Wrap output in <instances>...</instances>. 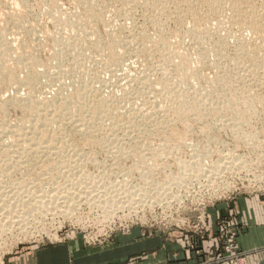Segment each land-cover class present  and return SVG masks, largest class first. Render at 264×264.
I'll return each mask as SVG.
<instances>
[{"label": "rangeland", "instance_id": "1", "mask_svg": "<svg viewBox=\"0 0 264 264\" xmlns=\"http://www.w3.org/2000/svg\"><path fill=\"white\" fill-rule=\"evenodd\" d=\"M87 1H89V0H87ZM87 1L84 0L85 3L83 4V0H79V1L78 0H17V1L16 0H0V27H3V26L6 27V25H7L9 31L7 29L4 32L7 35L11 34L10 36H15V37H13L16 39V42H17V43L15 42V45L17 44L18 46H20V43L21 44H23L25 42L27 43V44L25 43L26 46L22 45L23 53H25L27 51L26 53L28 54V51H29V53L31 55H34V57L38 58V60L39 59L41 61L43 60V62H42L43 64L45 62L51 63V60L53 62L54 57L55 58L57 57L56 53L58 51V46H56V38L62 37V39H64V37L62 35L63 32H65V30H67V32H68L69 30H71L72 28L75 27V25H72L69 22H68V25H64L68 21L69 17L72 16L71 19L73 21L75 20L74 23L77 22L78 24H76V25L79 26V27L78 26L75 27L74 29L77 31L79 29L80 33L78 35H82V36H77L78 38L80 37L78 39L79 40L78 46L80 48H82V46H85V44H86V47H87V48L86 47L84 48V54H85L84 61H85L86 65L83 69L79 68L77 72H78L79 76L80 75L83 76V74H84L83 78H85V76H86V78L84 79L86 81V83L90 82L89 84L90 85L92 84L91 86L88 84L89 87H91L90 88L91 90H89L90 92L87 94V98L90 100L89 103L91 104L93 101L95 102L97 100L101 104V102L105 101V99L108 98L109 95L111 96V94H113V93L115 95L119 96L122 94L121 93L122 91H120V88L118 87L120 84H125V83L130 81L129 82L130 86L132 85L133 88H135L138 86L137 85L138 84V82H137L138 78L140 79V77H142V79H143L147 75V77L144 79H147V81H148L147 83H149L150 85L145 83V90L147 92H150V94L152 93L151 96L148 93L151 100L150 99H149L150 101L148 100L149 102L147 103L148 104L147 106H148V108H155V111H152L151 114H150V112L148 113V115L150 114L152 119L149 116V118H147V120L142 122V123L134 120L133 115H131L132 116L131 119H133V121L124 116L125 118H124V120H122V123H121V121H119V123L121 124V125L120 124L119 125L122 127V124H123L124 127H122V128L121 127L120 128L115 127L117 129L116 131H115L114 126L113 127L110 126L111 124L108 125L110 120H111L109 117H105L104 120L102 121L103 123H101L102 124L101 125L100 120H98V122H97V120L95 121V119H96L95 114L93 115V114L87 113V111H85V114L86 115L88 114L90 116V118H89V116L88 117L86 116L87 117L86 119L88 120V121L86 120V123L88 122L87 125L83 124V126H81V127H75L73 129L71 127H68L67 129H65V131H64L65 134L69 135V136L68 135L66 136V139L70 144H72V146L70 147L71 149H70L68 154L72 153L75 150L79 153L78 156L81 157L82 154H83L82 156L85 155L84 156L85 158L83 157L84 162L82 161L84 163V164L82 163L83 164L82 168H84V171L87 170L86 173L89 171L88 173L94 177L95 181L97 180V182H99V183H97L98 186H96V188L99 189V187L102 186L103 189H101L102 188L101 187L99 189L100 191L101 190L112 191V193L110 191L109 192L105 191V194L102 195L103 197L102 196L100 198L96 197L95 199H98L99 201L104 200L105 202H107V198H109L111 196L110 197L111 199L109 198V200H111V203L107 202L104 206L103 203H100L96 200V202L99 204V206H98L96 204V202L93 201L94 199H91V195L89 194L88 198L92 202H95L94 205H92L90 200L82 199L78 205L79 207L77 205H74L72 207V210H70V214H68L66 216L56 215L57 217L54 216L55 219H49V220L45 219L44 220V216L41 217V215H39L36 218V220L32 221L33 223L31 222V223H27L24 225L23 224L19 225L18 222L17 223L15 222L13 224H12V222L7 224L8 221H7V223L4 222V224L2 222H0V226L2 224L5 225V226L2 225L0 227V264L4 263L6 256L14 253L20 247L44 246V245H53V244H58V243H67V244H72L78 251H81V250L85 251L86 249L95 250V248H96V250H99L98 254H103V253H107L108 250H110V249H115V248L118 249V248H121L125 245L128 248H132V247L138 248L140 245L142 246L143 241L149 240L150 242L151 241L156 242L157 238H160V237L167 239L169 242L171 240H174L178 244L180 242L179 245L183 248L184 254L187 258V255L190 257V255H189L190 251H194L197 249V241H194L193 238H196L199 242L204 243L208 240L211 241L215 237L216 241L213 240L214 243L211 246V247H215V250L212 253V258H208L204 261V264H213L217 261L216 256L220 250H223V244L225 242V239L223 237V231H222V223H223V221H225V219H224V217L223 218L220 217L221 205L225 206L227 204V202L234 200L237 196H257V195L264 196V103H263L264 102V81H263L264 80V78H263L264 70H262V68H260V66L262 67L261 64L263 63L262 62L263 61V54L258 53V50L260 52V49H261V51L262 50L264 51V41H263L264 40V31H263V34L260 33L259 35H257L253 31H251L250 29L248 30L246 28L247 30L244 29L243 35L240 36L239 34L242 33V30H239L241 28H240V26H238V23L236 21V19H237L236 13L234 12L235 13L234 14L232 12V10L229 8L230 4L227 2L228 0L226 2H224V4H223V11L220 13L221 16L220 15H210L209 13H208L209 15H207V13H204V11H203V9H201V7H195L194 10L193 9H187L186 7H184V5H182L183 0H179V1L176 0V2L175 1L169 2L168 4L166 3L165 4V6L167 5L166 7L161 5V4H158L160 6L156 5V8H157L156 10L154 9L155 6L151 7V8L150 7L147 8V7H144L145 6L144 4H141L138 7H136L137 12H135L136 14L134 16V18L136 19V20H134L135 22L132 21L134 19L133 17L131 18V20L124 17V16H127L125 12L129 9L127 7L131 6V3H130V5L127 6L126 3L124 4V1L122 4V0H97L98 1V9L96 10V12H97V14H99L101 12L100 13L101 15L100 16L98 15V18L94 19L95 16L92 18H88L86 16L88 13V10H90V9L87 10V8H90V7H88V6L85 7V4ZM25 4H26V6H25ZM125 6H126V8H125ZM123 7L125 8V10ZM121 9L124 10L125 15L120 14ZM159 9H161V11ZM200 9L202 10V12L200 11ZM59 10H61V11H59ZM76 12H77V14H76ZM79 12H80V14H79ZM20 15H21L20 19L25 22V23L24 22H21V23H23L25 26H27L26 28L33 34H31L30 32H28V34H27L26 33L27 31L25 30L24 25L21 26V23H20L21 20L18 19ZM59 15H61V17ZM121 15H123V16H121ZM203 15L204 16L206 15L207 18L204 17ZM14 16L16 17V20H18L17 23L19 22L20 25H19V23L18 24L16 23L15 19H12V18H15ZM52 16H54V17H52ZM56 17H59L60 19L56 18ZM153 17H156V18H153ZM64 18H65V21H64ZM53 19H54V21H53ZM116 19H118V20H116ZM152 19L153 20L158 19V20L154 23V21ZM78 20H79V22H78ZM126 20L129 24V26L126 27V30L119 28L120 24L124 23ZM61 21L64 22V24ZM203 21H205V22H203ZM107 22H108V24H107ZM221 22L225 23V25H223V27H221V25H220ZM59 23L62 25H60ZM79 23L85 24V25H83L84 27H82ZM144 23H146V24H144ZM223 23H221V24H223ZM263 23H264V21H263ZM207 24H208V26H210L209 27L210 30H208V32L205 29ZM115 25H117V26H115ZM200 25H202V26L200 27ZM17 26H21L22 28L17 27ZM56 26H58V27H56ZM80 26H81V29H83L82 31L80 30ZM203 26H205L204 30H203L204 33L199 32L200 34H202L200 36H202V38L204 39L206 37V35L208 34L207 35L208 36L207 41L209 43L206 42V38H205L204 42L208 45L210 44L209 45L210 47L214 46L215 48L214 47L210 48L208 45L205 48V46H206L205 43L203 46H200L197 39L195 42L194 38H196V36L193 35L192 33H190V30H192V28L194 29V27H195V29H196V27L197 28L200 27L198 29L202 30ZM23 27H24V29H23ZM224 27H225V29H224ZM227 27H229V28L226 29ZM230 27L232 28V33L234 31L233 34L231 33ZM127 28L129 30L130 29H136V30H138V32L140 31L139 34L141 33V35L145 34V33L149 37L152 35L150 37L151 43L148 42L146 44L147 46L145 45L146 46L145 48L148 47L151 50L149 51L148 48L144 49V50H147L148 53H146L142 49L136 50L138 47V43H137L138 40L136 38H131V37L128 38L129 32H128ZM217 28H218V30H217ZM58 29H60V30H58ZM24 30H25V32H23ZM33 30H34V32H32ZM227 30H229L230 32ZM111 31H113L112 33H114V35L113 34L110 35ZM17 32H18V34H17ZM237 32L238 33L240 32V33L238 34ZM29 33H30V35H29ZM223 34H224V36H223ZM31 35L33 37H31ZM156 35H159V36H156ZM229 35L231 36V38ZM238 35L240 36V39H239ZM57 36H59V37H57ZM113 36H115V38L119 37L117 40L118 41L120 40L121 42H119V46H118V52L119 53L118 54H120V52H121L124 56L123 57L121 54V56H122L121 61L119 62L118 65L117 64L112 65L113 63H116V62H113L114 57L116 55L110 53L111 51L108 50L109 49V47H107L108 45H106L104 43L105 46H103L104 45L103 42L107 43L111 39V37H113ZM210 36L213 38V40H212V38L211 39L209 38ZM19 37L20 38L22 37V38L20 39ZM242 37H244V38H242ZM10 38H12V37H10ZM18 38H19V40L17 41ZM107 38H110V39L107 40ZM162 39H164V40L167 39L168 42L165 40L167 43H169V45L166 44L167 47L166 46L163 47V45L160 43V42H162ZM84 40H85V42H84ZM99 41L102 42L101 43L102 45L100 44ZM125 41H127V42H125ZM242 41L244 42V44L247 47L245 45H243ZM246 41H248V42H246ZM83 43H85V44L83 45ZM196 43H197V45H196ZM98 44H100V46ZM158 44H159V46H158ZM36 45H38V46H36ZM132 45H134V46H132ZM220 45H221V48H220ZM222 46H224V48ZM225 46H227V47H225ZM79 47H78V49H79ZM152 47H154V48L152 49ZM242 47L246 52H244ZM250 47H251V50L254 54L251 52ZM120 48H122V49H120ZM219 48H220V50L223 49L224 52L218 50ZM246 48H248V49H246ZM24 49H25V51H24ZM133 50H135V53ZM153 50L155 53L152 52ZM253 50H256V51H253ZM136 51H140V52H136ZM240 51H243L242 55H240L241 54ZM151 52L154 53V55ZM221 52H223L224 57H223V59L220 58V62H222V63H219L218 57H219V54ZM255 52H256V54H255ZM26 53L24 55L26 57H28L30 54L27 55ZM250 53H252V54H250ZM118 54H117V56H118ZM148 54H150L151 57L148 56ZM53 55H54V57H53ZM110 55H111V57H110ZM179 55H182V56H179ZM206 55H208V58ZM252 55H254V59L258 62V64H257V62L255 61L256 62L254 64L255 71L253 73H255V72L260 73V75L257 74L258 76L256 77V79L259 76H262V78L261 77L258 78L259 80L258 79L256 80L255 78H254L255 79L254 80L252 77L247 76L249 74H247L246 70L243 69L246 66L244 64H250L252 62V61H250L253 58ZM259 55H261V56H259ZM185 56H187V58L188 57L190 58V60L188 58V61H190L192 64L191 65V71L195 72L197 70L196 71L198 73L197 76H199V75L202 76V74H204L205 76L207 75L206 76L207 79L203 78L201 81L194 79L193 80L194 82L192 81V79L191 80L189 79L190 81H188V85H186V82H184V79H182L183 76H181L179 73H176V71L178 72V69L176 70V67L173 66V64L178 63V61L183 59L182 57H185ZM240 56H241V58H239ZM107 58H109V60ZM111 58H113V59H111ZM159 59H161V60H159ZM165 59H169L170 61L175 60L174 61L175 63H172L173 61L171 62L172 65L169 67L168 70H166V68H165L166 67L165 63H164V62H166ZM8 60H9V58L6 59V63L8 62ZM10 60H12V59H10ZM40 60H39V62H37L38 65L35 66V67H37V71H40V69H45L46 63L44 65L40 64L41 63ZM93 60H95V61H93ZM210 60H212V61H210ZM248 61H249V63H248ZM210 62H211V64H210ZM8 63L9 64L13 63V61H10ZM217 63H219L221 67H223L225 64V66L223 67L224 70H230L234 66L235 67L240 66V67H242L241 71L244 70L243 71V77L240 78V81L235 82V84L238 83L239 86H237V88L239 90L242 87L241 88L242 90H240V92L242 91V93H239V95H236V98H234L235 97L234 96L233 98L235 100H233V98L231 99L232 101H234L233 104L231 101L232 106L229 105V107H227V109L224 106L225 107L224 110H223V107L221 109V105H220V100L222 98L221 94L227 93L229 90L227 88L225 89V91L222 90L220 93L221 96H219L218 94H217V96H215V94H212L211 95L212 97H211L208 95L209 93H207L210 91L209 89H210V86L212 85V81L215 82V80L217 79V74H219V73L222 74L223 73L222 71H224L221 67H219L220 69L219 68L217 69V66H215V65H217ZM51 64H50V66H51ZM162 64H164V65H162ZM78 65L79 64H77L76 67H79ZM46 66H47V69L50 68V67L48 68V66H49L48 64ZM69 67L71 68V66H69ZM69 67L68 66L66 67V69H68V72L70 69ZM225 67H226V69H225ZM19 68L17 67L16 71H14V72L17 74H21L22 69H19ZM163 68H164V70H163ZM171 68H173L174 70ZM50 70L51 71H54V70L58 71L61 69H59V67H57V66L56 67L53 66L50 68ZM165 71H166V73H165ZM239 71H240V69H239ZM79 72H80V74H79ZM143 72H145V73H143ZM148 72H150V74H148ZM244 73H246V74H244ZM69 74H70V72L67 74H64V75H67L66 79L64 76V81H66L68 83L67 85H66V83L61 84V83L57 82V83H53V84H55L53 86L52 84L47 85L46 82H43L47 86L46 87L44 84H42V81H41V85H39V83L35 84V89H36L35 91L37 92V94L39 93L41 96L39 94H38V96H40L43 99L44 98L45 99H48V98L52 99L53 97L57 96L58 95L57 93H59L65 87H69V88H71V90H74L75 89L74 87H80L81 82L79 80H78L79 82L75 81V84L69 86V83L71 81L70 78H72L71 75H69ZM95 74H96V76H95ZM68 75L70 76V78ZM78 75H76V76H78ZM239 75H240V73H239ZM93 76H94V78H93ZM148 76H149V78L151 77V79H148ZM179 76H180V79L178 78ZM90 77L92 78V81L90 80L91 79ZM88 78H90L89 81H88ZM260 78L263 80H261ZM162 79H163V81L165 79L166 80L168 79L169 82H172L171 85L172 84L173 85L169 86L171 89V90L169 89V91H171L170 94H169V91L168 92L165 91L166 89L162 90L161 86L163 85V83H162V85H160V80L162 81ZM175 79L176 80L178 79V80L176 81ZM209 80H212V81H210L211 85L209 84ZM131 81H132V83H131ZM182 82H183V84H182ZM191 82H193V83H191ZM228 82L226 81V83H228ZM78 83H79V86H78ZM57 84L58 85L60 84V85L58 86ZM190 84H192V85H190ZM18 86H21L22 88H20ZM147 86H148V88H147ZM149 86L151 89L149 88ZM188 86L191 87V88H189V90L190 89L191 90H190V94L187 95V96H189V97H187V99L190 98L189 99L190 101L192 99V101L196 103V105L194 107L195 108L199 107V109H195L194 111H192V110H182V111L176 110L175 111L173 109V107H174V104H176V101L179 99L178 97H176L175 93L177 92V90H178V92H183L184 91L183 89H185V92H183V93H187L186 91H188V88H187ZM24 87L25 86H22L20 83L18 85V83H16V82H13L10 84L0 83V100H1V97L5 98V100L3 99L4 101L9 100L13 95H15V92H17L19 88H20L19 90H20L21 95H23V96L29 95L28 91H30V88L28 86L25 88ZM94 87L96 88V90ZM211 88H212V86H211ZM93 89H94V91H93ZM149 89H150V91H149ZM161 90H162L163 94H161L162 93ZM94 92L96 94H94ZM98 92H99V94H97ZM173 92H174V94H172ZM194 92H196V93H194ZM188 93H189V91H188ZM241 96L242 97L244 96L243 99ZM94 97H95V100L93 99ZM91 99H92V101H91ZM157 99L159 101L158 103H157ZM166 100H168V101H166ZM169 100H170V102H169ZM234 103H236V105H234ZM250 103H252V109H251ZM154 104H156L157 106L159 104L160 106L157 107ZM200 104H201V106H200ZM229 104H230V102H229ZM205 105H207V106H205ZM248 105H249V108L251 109L250 111H249V109H246V108H248ZM7 106L9 107V108L7 107V109H8L7 119L10 117L8 120V121H10V124L17 126L18 124L21 123V121H23L25 119L24 118L25 115L23 114V110L20 109V107H17L19 109L15 110V107L12 104L7 105ZM11 106H13V107H11ZM100 106L97 108L98 111L101 110V108H102V107L100 108ZM254 106H255V109H254ZM218 108H220L221 110ZM238 108H240V110H242V112L241 111L239 112ZM167 109H169V110L167 111ZM200 109H202V110H200ZM235 109H238V110H235ZM175 112H176V114H175ZM212 112H215V113H212ZM22 114L24 115V117ZM173 114H174V116H173ZM186 114H188V115H186ZM98 115L99 114H97V116ZM22 117H23V119H21ZM1 118L2 117L0 116V122H1ZM168 118H169V120H168ZM174 119H176V121ZM18 120L19 121L21 120V121L18 122ZM89 120H91L90 121L91 123H89ZM134 121H136V123H138V124H136ZM12 122H14V123H12ZM97 123H98V125H97ZM185 123L186 124L188 123V124L186 125ZM103 124H107V125H103ZM140 124H141V126H140ZM91 125L92 126L97 125L99 128H97V126H95V127L93 126V128H95V129H91L92 128ZM126 125H127V127H126ZM131 125H133V126H131ZM84 126H86V127H84ZM102 126H103V129H102ZM87 127H88V129H87ZM110 127H112L114 130H111ZM125 128H126V131L128 130L127 132L125 131ZM97 129H100V130H97ZM191 131H192V133H191ZM115 132H116V134H115ZM149 134H151V136ZM173 134H178V135L180 134V136H182V138H178L179 137L178 135H177L178 136L177 139L175 137L172 138L171 136H173ZM244 134H245V136H244ZM68 137L70 140L68 139ZM88 137H89V139H88ZM116 137H118V139ZM169 137H170V140L168 139ZM91 138H94L95 140L94 139L91 140ZM100 138H101V140H100ZM96 139L99 140V142ZM113 139H115V141L117 140L116 142L114 141V143L111 144V146L113 148L111 146H110V148L107 146H103V145H107V144L109 145L110 141ZM180 139H181V141H180ZM108 140H109V142H108ZM207 140H209L208 143H207ZM190 142H191V144L195 143V146L189 145ZM163 144H164V146H163ZM179 145H180V147H179ZM189 146L192 150L189 148ZM208 146H209V148H208ZM106 147H107V149H105ZM118 147H120V148H118ZM193 147H196V148H193ZM206 147H207V149H206ZM76 148H77V150H76ZM218 148L223 149V152H222V154L220 152L218 155H216L215 149H218ZM157 149H160V150L158 151ZM194 149H195V151H194ZM204 149L206 151H205V153L203 152L202 154L205 155L207 152V154L205 155L206 158L202 157L203 159L201 158L202 160L201 159L200 160L201 161L205 160L202 162L204 165L203 166L204 168H207V167L211 168V164L213 165L212 168H213V170L214 169L215 170L210 172V174H213V176L209 174V177L203 176V177H200L198 179L194 178L193 181H192V179L191 180L188 179L189 177L187 178L186 176H183V174H185V168L187 170V168H189V166L188 165L185 166V164L183 166V164L181 163V167H183V169H182L180 167V165L178 164V161L181 158H183L185 160L188 159L190 161L192 159V157L195 156L194 154H197V153L200 154V152L204 151ZM130 150H131V153H130ZM156 150L158 151L157 154H156ZM208 150L210 151V154H212V157H211V155H208V153H209ZM127 151H128V153H127ZM160 151L163 152V158L161 155L157 156ZM190 152H192L193 154ZM122 153H123V155H122ZM134 153H136V154H134ZM164 153H165V156L167 155L166 157H164ZM231 153L233 155H231ZM154 155H155V157H154ZM238 155H240V156H238ZM43 156H45V154H43ZM78 156H76V157H78ZM140 156L141 157L143 156V157L141 158ZM219 156H228V157H230V156L234 157L235 156L237 158V160H235L236 162H230V163L225 164V163H222L223 160H222V162L219 161ZM46 157L49 158L48 155L45 156V158ZM160 157L162 158L161 160H160ZM178 157L179 158L181 157V158L179 159ZM208 157H210V159ZM238 157H239V159H238ZM39 158H41V160L38 159V161H36V163L37 162L39 163V165H38V163L36 164L39 167H36V168L41 167V169H42V167H43L42 170L45 173H47L46 175L43 176L45 178H43L41 176L42 179H40V176L35 175L36 173L30 169L29 170L30 173L28 171H24L22 173V174H24L23 175L24 177L21 176L22 175L21 173H20V175L16 174L15 176H11V177L4 176L6 179L3 177L4 179L2 178V180L4 182L1 180L2 181L1 183L2 184L4 183L3 185H5V184L11 185L12 181H14V182L18 181L19 182V181L23 180V181H25L23 183H26L29 180L33 181L35 179V183H38V184L44 183L45 186L49 187L52 184L48 185L46 183V181H47V177H50V176H53V178L55 177L54 178L55 181L57 179L61 183H64V185L68 183V182L66 183L67 180L65 181V178L63 180V177H61L62 175H61V173H59L58 170H53V169L51 170V168H50V172L48 170L45 171L47 164L49 166V162H50L49 160H51V158L48 160V162L45 161L44 157L42 158V156ZM48 158H46V160ZM88 158H90V159H88ZM144 158H146V161ZM147 158H149V159H147ZM158 158H159V161H158ZM189 158H191V159H189ZM92 159H93V161H92ZM139 159H141V160L143 159V163L141 162V160L139 162ZM89 160H91V161H89ZM153 160L155 162H153ZM216 160H217V162H216ZM201 161H200V164H201ZM218 165H219V167H218ZM225 165L227 167H225ZM48 166H47V168H48ZM129 166H133L134 168L129 167ZM152 169H154V170H152ZM143 170H145V171H143ZM56 171H58V172H56ZM59 174L61 176H59ZM147 174L153 176V178H151L153 180L150 179L149 183L146 184V186H148V187L145 190H143V192L145 191L147 196H145L146 195L145 193L141 192L142 190L141 191L139 190L140 195H138V196L134 195L135 197L134 196H132V197H134V199H139V197L141 199H143L145 196V198H144L145 200L148 201V198H149V201L150 200L152 201L156 198L158 199V197L160 196L159 199L156 202H151V205L153 204L152 206L149 204H146L144 206V208H142V207L138 208V209H136V211H135V209L132 210L131 207L123 206V204H122V200L124 199L123 193H121V192L117 193L118 191L116 189L123 186V184H125L124 186H126V187H131L133 185H136L137 182L142 183L143 182L142 178L145 176H148ZM38 178H39V180H38ZM139 179H141V180H139ZM207 179H208V181H206ZM204 183H206V185ZM12 184H13V182H12ZM99 184H101V185L99 186ZM117 184H119V185H117ZM120 184H122V185L120 186ZM143 184H142L141 188H143V186H145ZM169 184H172V186L174 187L171 189L172 192L170 191V189L167 188L169 186ZM104 186L106 188H104ZM165 186H166V188H165ZM113 189H115V191H113ZM168 190H169V192H164V191H168ZM101 194H103V193H101ZM107 194H108V196H107ZM163 194H165V195H163ZM112 195H113V197H112ZM121 195L123 196V198L120 197ZM103 198H106V199H103ZM6 201L9 202L7 198H6L5 202ZM120 201H121V204L119 203ZM69 202H72V200H70ZM2 207L5 208V206H0V209H1L0 213H2V210L4 209ZM21 208H22L23 212H26V210L28 211L27 207H25L26 210L24 209V205L20 207V210H21ZM74 208H76V211ZM214 209H216L215 214H213ZM22 214H24V213H22ZM43 214L44 213H42V215ZM214 216H215V219H214ZM30 217H32V216H30ZM0 221H2V220H0ZM214 231L217 235L213 234ZM170 243L172 245V242H170ZM176 245L173 247L174 248L178 247ZM150 252H154V251H150ZM108 255L109 254L103 255V257H106ZM186 261H188V260H186ZM129 262H130V264H138L139 260L131 259ZM150 264H155V261L150 262Z\"/></svg>", "mask_w": 264, "mask_h": 264}, {"label": "bare ground", "instance_id": "2", "mask_svg": "<svg viewBox=\"0 0 264 264\" xmlns=\"http://www.w3.org/2000/svg\"><path fill=\"white\" fill-rule=\"evenodd\" d=\"M17 1V0H16ZM79 1V0H78ZM87 1V0H86ZM123 1H124V4L126 3L127 4V6L128 5H130V3H131V6H129V7H127V8H129L125 13H126V15L127 16H124V17H126V18H128V19H130L131 20V18L133 17L134 18V16H135V12H137L136 11V7H138L139 5H141V4H144L145 6L144 7H154L155 6V10L157 9L156 8V5H158V4H161V5H163V6H165V4L167 3H169V2H176V0H122V4H123ZM179 1V0H178ZM196 0H183L182 2V5H184V7H186L187 9H193L194 10V8L195 7H201V9H203V11H204V13H207V15H220L221 16V12L223 11V4H224V2H226L227 0H197L196 2H195ZM46 2V1H45ZM229 4H230V6H229V8L232 10V12L234 13H236V17H237V19H236V21H237V23H238V26H240V28L241 29H239V30H242V33L241 34H239L238 32V34L240 35V36H242L243 35V31H244V29H250L251 31H253L254 33H256L257 35H259L260 33L261 34H263V31H264V23H263V21H264V0H228L227 1ZM18 3V2H17ZM44 3V2H43ZM51 3V2H50ZM85 2H84V0H83V4H84ZM178 3V2H177ZM181 3V2H180ZM228 4V5H229ZM7 5V4H6ZM17 5V4H16ZM176 5V4H175ZM180 5V4H179ZM18 6V5H17ZM25 6H26V4H25ZM90 7V8H87V10L88 9H90V10H88V13H87V17L88 18H92V17H94V19L95 18H98V15L100 16L101 14V12L99 13V14H97V12H96V10L98 9V1L97 0H89V1H87L86 2V4H85V7ZM106 6V5H105ZM158 6H160V5H158ZM167 6V5H166ZM165 6V7H166ZM21 7V6H20ZM169 7V6H168ZM175 7V6H174ZM17 8V7H16ZM43 8V7H42ZM124 8V7H123ZM125 8H126V6H125ZM125 8H124V10H125ZM149 8V9H150ZM164 8V7H163ZM46 9V8H45ZM183 9V8H182ZM200 9V11L202 12V10ZM13 10V9H12ZM11 10V11H12ZM20 10V9H19ZM41 10V9H40ZM101 10V9H100ZM120 10V9H119ZM118 10V11H119ZM124 10L123 9H121V12H120V14H124ZM160 11H161V9H159ZM166 10V9H165ZM14 11V10H13ZM53 11V10H52ZM59 11H61V10H59ZM115 11V10H114ZM176 11V10H175ZM28 12V11H27ZM56 12V11H55ZM157 12V11H156ZM189 12V11H188ZM195 12V11H194ZM209 13V14H208ZM229 13V12H228ZM234 13V14H235ZM7 14V13H6ZM30 14V13H29ZM60 14V13H59ZM66 14V13H65ZM76 14H77V12H76ZM79 14H80V12H79ZM86 14V13H85ZM148 14V13H147ZM160 14V13H159ZM172 14V13H171ZM50 15V14H49ZM125 15V14H124ZM9 16V15H8ZM29 16V15H28ZM60 17H61V15H59ZM64 16V15H63ZM118 16V15H117ZM121 16H123V15H121ZM151 16V15H150ZM155 16V15H154ZM179 16V15H178ZM204 16V15H203ZM202 16V17H203ZM226 16V15H225ZM13 17V16H12ZM11 17V18H12ZM15 17V16H14ZM20 17H21V15L19 16V18L18 19H20ZM52 17H54V16H52ZM80 17V16H79ZM86 17V18H87ZM149 17V16H148ZM204 17H206L207 18V16L205 15ZM235 17V16H234ZM23 18V17H22ZM51 18V17H50ZM56 18H59V17H56ZM68 18V17H67ZM72 18V16L71 17H69V19H68V21L64 24V22H62L64 25H68V22L69 23H71L72 25H75V27H77L78 25H76V24H78L77 22L76 23H74V21L71 19ZM78 18V17H77ZM100 18V17H99ZM103 18V17H102ZM144 18V17H143ZM153 18H156V17H153ZM193 18V17H192ZM209 18V17H208ZM232 18V17H231ZM4 19V18H3ZM12 19H15L16 20V17L15 18H12ZM26 19V18H25ZM60 19V18H59ZM62 19V18H61ZM76 19V18H75ZM84 19V18H83ZM140 19V18H139ZM228 19V18H227ZM226 19V20H227ZM21 20V19H20ZM111 20V19H110ZM116 20H118V19H116ZM134 20H136L135 18L132 20V21H134ZM146 20V19H145ZM151 20V19H150ZM153 20V19H152ZM158 19H155V20H153L154 21V23L157 21ZM170 20V19H169ZM204 20V19H203ZM223 20V19H222ZM221 20V21H222ZM17 21L18 20H16V23H17ZM53 21H54V19H53ZM59 21V20H58ZM64 21H65V18H64ZM81 21V20H80ZM85 21V20H84ZM93 21V20H92ZM96 21V20H95ZM206 21V20H205ZM205 21H203V22H205ZM214 21V20H213ZM224 21V20H223ZM21 22H24L23 20H21L20 21V23ZM29 22V21H28ZM78 22H79V20H78ZM117 22V21H116ZM135 22V21H134ZM152 22V21H151ZM161 22V21H160ZM171 22V21H170ZM9 23V22H8ZM19 23V22H18ZM17 23V24H18ZM20 23H19V25H20ZM25 23V22H24ZM58 23V22H57ZM86 23V22H85ZM162 23V22H161ZM207 23V22H206ZM209 23V22H208ZM221 23H223V22H221ZM220 23V25H221V27H223V25H225V23H223V24H221ZM30 24V23H29ZM60 24V23H59ZM80 24V23H79ZM107 24H108V22H107ZM122 24V25H121ZM120 24V26H119V28H121V29H125L126 30V27L127 26H129V24H128V22H127V20L124 22V23H121ZM144 24H146V23H144ZM166 24V23H165ZM228 24V23H227ZM2 25V24H1ZM16 25V24H15ZM22 25H24L23 23H21V26ZM60 25H62V24H60ZM70 25V24H69ZM82 27H84L83 25H85V24H80ZM204 25V24H203ZM214 25V24H213ZM216 25V24H215ZM233 25V24H232ZM21 26H17V27H20V28H22ZM59 26V25H58ZM58 26H56V27H58ZM71 26V25H70ZM81 26H80V30L82 31L83 29H81ZM108 26V25H107ZM115 26H117V25H115ZM195 26V25H194ZM202 25H200V27H201ZM24 27H25V30L27 31L26 33L28 34V32H30L26 27L27 26H25L24 25ZM24 27H23V29H24ZM65 27V26H64ZM74 27V26H73ZM74 27V28H75ZM79 27V26H78ZM133 27V26H132ZM200 27H198V28H200ZM204 27L205 26H203V29L202 30H199L197 27H196V29H195V27H194V29L192 28V30H190V33H192L193 35H195L196 36V38H194L195 39V42H196V39L198 40V43H199V45L200 46H203L204 45V40H205V38H206V42L207 43H209L208 41H207V35H206V37L203 39L202 38V36H200V35H202V34H200L199 32H201V33H204L203 32V30H204ZM210 26H208V24L206 25V30H207V32H208V30H210V28H209ZM220 27V28H221ZM226 27V26H225ZM225 27H224V29H225ZM233 27V26H232ZM61 28V27H60ZM74 28H72L71 30H69L68 32H67V30H65V32H63V37H64V39H62V37L61 38H56V46H58V51H57V57L55 58L54 57V55H53V57H54V60H53V62H52V60H51V63H47V62H45L44 64H45V69H40V71H37V67H35L36 65H38V63L37 62H39V60H38V58H36V57H34V55H31L30 53H29V51H28V54L27 55H29L28 57H26L24 54L25 53H23V49H22V45H25V43H23V44H21L20 43V46H18L17 44V46L15 45V42H16V39L15 38H13V37H15V36H10L9 34L7 35L4 31H6L7 29H8V27H7V25H6V27H0V83H8V84H10V83H13V82H16V83H18V85H19V83L22 85V86H25V87H29L30 88V91H28L29 92V95H27V96H23V95H21V93H20V88H22L21 86H18V87H20L19 89H18V91L17 92H15V95H13L9 100H6V101H4L5 100V98H2L1 97V100H0V116L2 117L1 118V122H0V206H5V208L4 207H2V208H4L3 210H2V213H0V220H2V221H0V222H2L3 224H4V222L5 223H7V221H8V223L7 224H9L10 222H12V224L13 223H17L18 222V224L20 225V224H27V223H31L33 220H36V218L39 216V215H41V217L42 216H44V220L46 219V220H49V219H55V217L54 216H56V215H61V216H66V215H68V214H70V210H72V207L74 206V205H79V203L81 202V200L82 199H86V200H90L89 198H88V195L90 194L91 195V199H94L93 201H95L96 202V200L98 201V202H100V203H103L104 204V206H105V204L107 203V202H110L111 203V200H109V198L111 197H109V198H107V202H105L104 200H101V201H99L98 199H95L96 197H101L102 195H104L105 194V191H108V190H99L102 186H100L101 184H99V189H97L96 188V186H98L97 185V183H99V182H97V180L95 181V179H94V177L93 176H91L88 172L86 173V171L87 170H85L84 171V168H82L83 166V157L85 156H82L81 155V157L80 156H78V152L77 151H73L72 153H70V154H68L69 153V151H70V147L72 146V144H70L68 141H67V139H66V136L68 135H66L65 134V129H67L68 127H71L72 129L73 128H75V127H81V126H83V124L84 125H87V123H86V118L89 116L88 114L86 115L85 114V111H87V113H91V114H95L96 115V119H95V121L97 120V122H98V120H100V124L101 123H103L102 121L104 120V118L105 117H109L111 120H110V122H109V124L108 125H110V126H114V128L115 127H121L120 125V123H119V121H121V123H122V120H124V118L126 117V118H128V119H131V115H133V119L134 120H136L137 122H144V121H146L147 120V118H149V116H150V114H151V112L152 111H155V108H148V102L151 100L150 99V96H151V94H150V92H147L146 90H145V83H147L148 81H147V79H144V78H146L147 77V75H146V77H144L143 79H142V77H140V79L138 78V80H137V82H138V86L137 87H135V88H133V86L131 87L130 86V81L129 82H127V83H125V84H120L118 87L120 88V91H122L120 94L121 95H119V96H117V95H115L114 93V95L113 94H111V96L109 95V97L108 98H106L105 99V101H103V102H101V104L96 100L95 102L93 101L91 104L89 103L90 102V100L87 98V94L90 92L89 90H91L90 88L91 87H89V83L90 82H88V83H86V81L84 80L85 78H86V76H85V78H83L84 77V74H83V76L82 75H78V69L80 68V69H83L84 67H85V61H84V59H85V54H84V48L86 47V44L85 43H83V45L85 44V46H82V48H80L78 45H79V38L77 37V36H82V35H78L80 32H79V29H78V31L77 30H75ZM94 28V27H93ZM108 28V27H107ZM116 28V27H115ZM118 28V29H119ZM129 28V27H128ZM127 28V29H128ZM135 28V27H134ZM138 28V27H137ZM212 28V27H211ZM229 27H227L226 29H228ZM231 28V27H230ZM234 28V27H233ZM64 29V28H63ZM98 29V28H97ZM246 29V30H247ZM25 30L23 31V32H25ZM39 30V29H38ZM58 30H60V29H58ZM188 30V29H187ZM212 30V29H211ZM217 30H218V28H217ZM8 31H9V29H8ZM124 31V30H123ZM227 31H229V30H227ZM21 32V31H20ZM32 32H34V30L32 31ZM110 32V31H109ZM113 31H111V34L110 35H114V33H112ZM128 32H129V35H128V38L129 37H131V38H136L138 41H137V43H138V47H137V49L136 50H138V49H142V50H144V49H147V48H145L147 45V43L148 42H150V37L152 36H148V35H146V33L145 34H142L141 35V33L139 34V32H138V30H136V29H128ZM177 32V31H176ZM206 32V31H205ZM206 32V33H207ZM218 32V31H217ZM230 32V31H229ZM249 32V31H248ZM12 33V32H11ZM31 33V32H30ZM30 33H29V35H30ZM101 33V32H100ZM143 33V32H142ZM164 33V32H163ZM205 33V34H206ZM210 33V32H209ZM231 33H232V28H231ZM233 33H234V31H233ZM232 33V34H233ZM236 33V32H235ZM17 34H18V32H17ZM31 34H33V33H31ZM38 34V33H37ZM60 34V35H61ZM65 34V35H64ZM116 34V33H115ZM122 34V33H121ZM120 34V35H121ZM157 34V33H156ZM162 34V33H161ZM211 34V33H210ZM16 35V34H15ZM59 35V36H60ZM61 35V36H62ZM89 35V34H88ZM102 35V34H101ZM123 35V34H122ZM188 35V34H187ZM238 35V36H239ZM247 35V34H246ZM59 36H57V37H59ZM84 36V35H83ZM92 36V35H91ZM117 36V35H116ZM119 36V35H118ZM124 36V35H123ZM126 36V35H125ZM156 36H159V35H156ZM212 36V35H211ZM209 37L210 39L212 38V37ZM223 36H224V34H223ZM227 36V35H226ZM230 36V35H229ZM240 36H239V39H240ZM10 37H12V38H10ZM31 37H33L32 35H31ZM171 37V36H170ZM263 37V36H262ZM17 38V37H16ZM20 38V37H19ZM19 38L17 39V41L19 40ZM22 38V37H21ZM20 38V39H21ZM39 38V37H38ZM119 38V37H118ZM118 38H115V36H113V37H111V39L110 38H107V40L108 39H110L107 43L106 42H103V44L105 43L106 45H108L107 47H109V51H111L110 53H112V54H114V55H116L115 57H114V60H113V62H116V63H113L112 65H114V64H119V62L121 61V57L123 56V54L120 52V54H118L119 52H118V46H119V42H121L120 40L118 41L117 39ZM121 38V37H120ZM127 38V39H128ZM230 38H231V36H230ZM242 38H244V37H242ZM250 38V37H249ZM261 38V37H260ZM259 38V39H260ZM156 39V38H155ZM158 39V38H157ZM161 39V38H160ZM172 39V38H171ZM189 39V38H188ZM222 39V38H221ZM39 40V39H38ZM102 40V39H101ZM126 40V39H125ZM166 41H167V39H165ZM164 39H162V42H160L162 45H163V47L164 46H166V44L167 45H169V43H167L166 41H165ZM185 40V39H184ZM212 40H213V38H212ZM223 40V39H222ZM242 40V39H241ZM245 40V39H244ZM24 41V40H23ZM26 41V40H25ZM33 41V40H32ZM55 41V40H54ZM103 41V40H102ZM124 41V40H123ZM264 41V40H263ZM84 42H85V40H84ZM100 42V41H99ZM125 42H127V41H125ZM129 42V41H128ZM132 42V41H131ZM176 42V41H175ZM212 42V41H211ZM243 42V41H242ZM246 42H248V41H246ZM17 43V42H16ZM102 42H100V44H101ZM151 43V42H150ZM159 43V44H160ZM172 43V42H171ZM237 43V42H236ZM251 43V42H250ZM27 44V43H26ZM29 44V43H28ZM33 44V43H32ZM81 44V43H80ZM90 44V43H89ZM100 44H98L99 46H100ZM105 44L103 45V46H105ZM122 44V43H121ZM159 44H158V46H159ZM160 44V45H161ZM180 44V43H179ZM227 44V43H226ZM225 44V45H226ZM93 45V44H92ZM96 45V44H95ZM97 45V46H98ZM102 45V44H101ZM128 45V44H127ZM136 45V44H135ZM146 45V46H145ZM157 45V44H156ZM196 45H197V43H196ZM205 48L207 47V45L208 44H206L205 43ZM210 45V44H209ZM208 45V46H209ZM214 45V44H213ZM216 45V44H215ZM218 45V44H217ZM243 45H245L244 44V42H243ZM251 45V44H250ZM26 46V45H25ZM36 46H38V45H36ZM35 46V47H36ZM96 46V47H97ZM132 46H134V45H132ZM246 46V45H245ZM78 47H79V49H78ZM136 47V46H135ZM134 47V48H135ZM162 47V48H163ZM167 47V46H166ZM199 47V46H198ZM210 47V46H209ZM211 47H214V46H211ZM210 47V48H211ZM217 47V46H216ZM223 48H224V46H222ZM225 47H227V46H225ZM244 47V46H243ZM243 47H242V49H243ZM247 47V46H246ZM87 48V47H86ZM154 47H152V49H153ZM157 48V47H156ZM215 48V47H214ZM220 48H221V45H220ZM220 48L218 49V50H220ZM22 49V50H21ZM56 49V48H55ZM120 49H122V48H120ZM149 49V48H148ZM171 49V48H170ZM241 49V50H242ZM246 49H248V48H246ZM259 49V48H258ZM37 50V49H36ZM151 49H149V51H150ZM155 50V49H154ZM154 50L152 51V52H154ZM172 50V49H171ZM201 50V49H200ZM240 50V49H239ZM244 50V49H243ZM250 50H251V47H250ZM24 51H25V49H24ZM120 51V50H119ZM134 51V53H135V50H133ZM146 53H148L147 52V50H144ZM178 51V50H177ZM202 51V50H201ZM200 51V52H201ZM220 51H223V49L222 50H220ZM248 51V50H247ZM253 51H256V50H253ZM56 52V51H55ZM136 52H140V51H136ZM151 52V53H152ZM165 52V51H164ZM203 52V51H202ZM213 52V51H212ZM215 52V51H214ZM217 52V51H216ZM224 52V51H223ZM223 52H221L220 54H219V57H218V59H219V63H222V62H220V58H222L223 59ZM241 52V54L240 55H242L243 54V51H240ZM244 52H246L245 50H244ZM251 52H252V50H251ZM33 53V52H32ZM100 53V52H99ZM102 53V52H101ZM131 53V52H130ZM133 53V52H132ZM133 53V54H134ZM150 53V52H149ZM155 53V52H154ZM154 53H152L153 55H154ZM163 53V52H162ZM184 53V52H183ZM227 53V52H226ZM238 53V52H237ZM249 53V52H248ZM253 53V52H252ZM252 53H250V54H252ZM258 53H260V54H263V63L261 64L262 65V67L260 66V68H262V70H264V51L262 50L261 51V49H260V52H259V50H258ZM88 54V53H87ZM106 54V53H105ZM117 54H118V56H117ZM121 54H122V56H121ZM132 54V55H133ZM182 54V53H181ZM189 54V53H188ZM202 54V53H201ZM225 54V53H224ZM254 54V53H253ZM255 54H256V52H255ZM107 55V54H106ZM144 55V54H143ZM147 55V54H146ZM200 55V54H199ZM218 55V54H217ZM148 56H150V54H148ZM177 56V55H176ZM179 56H182V55H179ZM196 56V55H195ZM198 56V55H197ZM201 56V55H200ZM207 56V58H208V55H206ZM213 56V55H212ZM221 56V57H220ZM253 56V58L250 60V61H252L250 64H244V65H246L243 69H245L246 70V72H247V74H249V75H247V76H249V77H252L253 79L255 78L256 79V77L258 76V75H260V73H253L254 71H255V69H254V64L257 62L255 59H254V55H252ZM259 56H261V55H259ZM38 57V56H37ZM110 57H111V55H110ZM124 57V56H123ZM138 57V56H137ZM151 57V56H150ZM173 57V56H172ZM186 58H187V56H185ZM185 57H182L183 59H181L180 61H178V63H176V64H173V66H175L176 67V70L178 69V72L176 71V73H179L181 76H183V78L182 79H184V82H186V85H188V81H190L191 79H192V81L195 79V80H198V81H201L203 78H205V79H207V75L205 76L204 74H202V76L201 75H199V76H197V70L195 71V72H192L191 71V62L190 61H188V58L186 59ZM250 57V56H249ZM9 58V60L10 59H12V60H10V61H13V63H8V62H10L9 60H8V62L6 63V59H8ZM89 58V57H88ZM167 58V57H166ZM193 58V57H192ZM203 58V57H202ZM239 58H241V56L239 57ZM238 58V59H239ZM251 58V57H250ZM259 58V57H258ZM261 58V57H260ZM108 60H109V58H107ZM111 59H113V58H111ZM110 59V60H111ZM180 59V58H179ZM205 59V58H204ZM107 60V61H108ZM123 60V59H122ZM154 60V59H153ZM159 60H161V59H159ZM164 60V59H163ZM166 60V62H164L165 63V68H166V70H168L169 69V67L172 65L171 64V62L172 63H175L174 61L175 60H169V59H165ZM189 60H190V58H189ZM206 60V59H205ZM241 60V59H240ZM41 61V60H40ZM49 61V60H48ZM93 61H95V60H93ZM192 61V60H191ZM203 61V60H202ZM209 61V60H208ZM210 61H212V60H210ZM235 61V60H234ZM256 61V62H255ZM43 62V60L41 61V63L40 64H43L42 63ZM111 62V61H110ZM153 62V61H152ZM218 62V61H217ZM224 62V61H223ZM247 62V61H246ZM37 63V64H36ZM91 63V62H90ZM155 63V62H154ZM215 63V62H214ZM213 63V64H214ZM219 63H217V65H215V66H217V69L219 68V67H221L220 66V64ZM226 63V62H225ZM248 63H249V61H248ZM43 64V65H44ZM49 65L48 66V68L50 67H53V66H57V67H59V69H61V70H58V71H51L50 70V68L49 69H47V66L46 65ZM50 64H51V66H50ZM77 64H79L78 66L79 67H76L77 66ZM110 64V63H109ZM210 64H211V62H210ZM257 64H258V62H257ZM42 65V66H43ZM53 65V66H52ZM162 65H164V64H162ZM228 65V64H227ZM238 65V64H237ZM69 67V66H71V68L69 69V72H70V74L69 75H71V77L72 78H70V76H69V78H70V83H69V86H71V85H73V84H75V81L76 82H81L80 83V87H74L75 89L74 90H71V88H69V87H65V88H63V90H61L59 93H57L58 95L57 96H55V97H53L52 99H43V98H41L40 96H38V94H37V92L35 91L36 89H35V84H38L39 83V85H41V81H42V84H44L43 82H46V84L47 85H49V84H52L53 86L55 85V84H53V83H57V82H59V83H61V84H65L66 83V85L68 84L66 81H64V76H65V79H66V76L67 75H64V74H67V73H69L68 72V69H66V67ZM111 66V65H110ZM138 66V65H137ZM196 66V65H195ZM211 66V65H210ZM224 66H225V64H224ZM223 66V67H224ZM239 66V65H238ZM242 66V65H241ZM256 66V65H255ZM17 67L19 68V69H22V75L21 74H17V73H15L14 71H16V69H17ZM39 67V66H38ZM109 67V66H108ZM150 67V66H149ZM148 67V68H149ZM154 67V66H153ZM223 67H221L222 69H223ZM67 71H66V70ZM108 69V68H107ZM150 69V68H149ZM155 69V68H154ZM171 69H173V68H171ZM220 69V68H219ZM225 69H226V67H225ZM239 69H240V71H239ZM42 70V71H41ZM71 70V71H70ZM110 70V69H109ZM112 70V69H111ZM163 70H164V68H163ZM174 70V69H173ZM224 70V69H223ZM242 70V67H233L232 69H230V70H224V71H222L223 73L222 74H217V79L215 80V82H213L212 80H209V84H210V81H212V88H211V86H210V91L209 92H207V93H209L208 95L209 96H211L212 94H215V96H217V94L219 95V96H221L222 98H221V100H220V105H221V109H222V107H223V110H224V108L226 107V109H227V107H229V105L230 106H232V104H233V102L234 101H232L231 99L234 97V98H236V95H239V93H242V91L240 92V90H242L241 88H240V90L237 88V86H239L238 85V83L237 84H235V82H237V81H240V78H242L243 77V71H241ZM21 71V70H20ZM135 71V70H134ZM149 71V70H148ZM153 71V70H152ZM221 71V70H220ZM38 72V73H37ZM83 72V71H82ZM113 72V71H112ZM138 72V71H137ZM163 72V71H162ZM172 72V71H171ZM140 73V72H139ZM143 73H145V72H143ZM165 73H166V71H165ZM239 73H240V75H239ZM262 73V72H261ZM264 73V72H263ZM79 74H80V72H79ZM148 74H150V72H148ZM209 74V73H208ZM244 74H246V73H244ZM258 74V75H257ZM76 75H78V76H76ZM132 75V74H131ZM144 75V74H143ZM162 75V74H161ZM177 75V74H176ZM95 76H96V74H95ZM126 76V75H125ZM151 76V75H150ZM156 76V75H155ZM163 76V75H162ZM135 77V76H134ZM175 77V76H174ZM212 77V76H211ZM248 77V78H249ZM259 77H261L262 78V76H259ZM258 77V78H259ZM91 78V77H90ZM90 78H88V81H89V79ZM93 78H94V76H93ZM132 78V77H131ZM179 79H180V76L178 77ZM257 78V79H258ZM260 78V79H261ZM263 78H264V76H263ZM126 79V78H125ZM148 79H151V77L149 78V76H148ZM172 79V78H171ZM190 79V80H189ZM246 79V78H245ZM250 79V78H249ZM254 79V80H255ZM256 79V80H257ZM69 80V79H68ZM79 80V81H78ZM91 81H92V78L90 79ZM94 80V79H93ZM135 80V79H134ZM166 80V79H165ZM163 81V79H162V81L160 80V85H162V83H163V85L161 86V88H162V90L163 89H166L165 91L166 92H168L169 91V89H170V85H171V83L172 82H169V80L167 79L166 81ZM174 80V79H173ZM176 80V79H175ZM178 80V79H177ZM176 80V81H177ZM214 80V79H213ZM259 80V79H258ZM261 80H263V79H261ZM260 80V81H261ZM183 81V80H182ZM226 81L228 82V83H226ZM264 81V80H263ZM105 82V81H104ZM194 82V81H193ZM193 82H191V83H193ZM262 82V81H261ZM131 83H132V81H131ZM201 83V82H200ZM244 83V82H243ZM89 84V85H88ZM94 84V83H93ZM147 84H149V83H147ZM146 84V85H147ZM182 84H183V82H182ZM199 84V83H198ZM257 84V83H256ZM14 85V84H13ZM45 85V84H44ZM58 85V84H57ZM60 85V84H59ZM58 85V86H59ZM65 85V86H66ZM92 85V84H91ZM90 85V86H91ZM150 85V84H149ZM173 85V84H172ZM171 85V86H172ZM190 85H192V84H190ZM208 85V84H207ZM12 86V85H11ZM38 86V85H37ZM36 86V87H37ZM46 86V85H45ZM78 86H79V83H78ZM176 86V85H175ZM182 86V85H181ZM252 86V85H251ZM259 86V85H258ZM17 87V86H16ZM24 87V88H25ZM47 87V86H46ZM73 87V86H72ZM154 87V86H153ZM159 87V86H158ZM194 87V86H193ZM204 87V86H203ZM42 88V87H41ZM95 88V87H94ZM100 88V87H99ZM147 88H148V86H147ZM149 88H150V86H149ZM188 88V91H189V93H188V91H186L187 93H183V92H185V89H183L182 91L183 92H178V90H177V92L175 93V95H176V97H178L179 99L176 101V104H174V107H173V109L176 111H182V110H192V111H194L195 109H199V107H197V108H195L194 106L196 105V103L195 102H193L192 101V99H191V101L189 100V99H187V97H189V96H187L188 94H190V90H189V88H191V87H187ZM228 89L229 91L227 92V93H223V94H221L220 95V93H221V91L223 90V91H225V89ZM40 89V88H39ZM71 91H70V90ZM151 89V88H150ZM150 89H149V91H150ZM174 89V88H173ZM182 89V88H181ZM200 89V88H199ZM95 90H96V88H95ZM148 90V89H147ZM162 90H161V92H162ZM171 90V89H170ZM175 90V89H174ZM187 90V89H186ZM257 90V89H256ZM260 90V89H259ZM93 91H94V89H93ZM99 91V90H98ZM180 91V90H179ZM196 91V90H195ZM227 91V90H226ZM10 92V91H9ZM97 92V91H96ZM100 92V91H99ZM99 92L97 93V94H99ZM103 92V91H102ZM192 92V91H191ZM205 92V91H204ZM245 92V91H244ZM243 92V93H244ZM251 92V91H250ZM150 94V96H149V94ZM165 93V92H164ZM171 93V91H169V94ZM194 93H196V92H194ZM24 94V93H23ZM28 94V93H27ZM94 94H96L95 92H94ZM161 94H163V92L161 93ZM166 94V93H165ZM168 94V95H169ZM172 94H174V92L172 93ZM25 95V94H24ZM47 95V94H46ZM178 95V96H177ZM50 96V95H49ZM89 96V95H88ZM106 96V95H105ZM194 96V95H193ZM259 96V95H258ZM4 97V96H3ZM96 97V96H95ZM95 97L93 98L94 100H95ZM162 97V96H161ZM160 97V98H161ZM174 97V96H173ZM212 97V96H211ZM242 97V96H241ZM244 97V96H243ZM243 97H242V99H243ZM87 98V99H86ZM233 98V100H235ZM4 99V100H3ZM150 99V100H149ZM172 99V98H171ZM245 99V98H244ZM89 100V101H88ZM100 100V99H99ZM149 100V101H148ZM155 100V99H154ZM251 100V99H250ZM9 101V102H8ZM91 101H92V99H91ZM156 101V100H155ZM154 101V102H155ZM166 101H168V100H166ZM217 101V100H216ZM231 101H232V104H231ZM243 101V100H242ZM159 101H158V99H157V103H158ZM169 102H170V100H169ZM229 102H230V104H229ZM239 102V101H238ZM245 102V101H244ZM256 102V101H255ZM156 103V104H157ZM204 103V102H203ZM214 103V102H213ZM240 103V102H239ZM254 103V102H253ZM264 103V102H263ZM10 104H12V105H14V107H15V110L16 109H19V108H17V107H20V109H22L23 110V114L25 115V117H24V115H23V117L25 118L23 121H21V123L20 124H18L17 126H14V125H11L10 124V121H8L9 120V118L7 119V116H8V109H7V105H10ZM156 104H154V105H156ZM210 104V103H209ZM245 104V103H244ZM248 104V103H247ZM101 105V106H100ZM153 105V104H152ZM204 105V104H203ZM234 105H236V103H234ZM241 105V104H240ZM250 105H251V109H252V103H250ZM255 105V104H254ZM100 106V108H101V110H97V108ZM157 106V105H156ZM155 106V107H156ZM158 106H160L159 104H158ZM157 106V107H158ZM164 106V105H163ZM171 106V105H170ZM200 106H201V104H200ZM205 106H207V105H205ZM217 106V105H216ZM225 106V107H224ZM256 106V105H255ZM255 106H254V109H255ZM11 107H13V106H11ZM10 107V108H11ZM156 107V108H157ZM190 107V108H189ZM203 107V106H202ZM213 107V106H212ZM219 107V106H218ZM9 108V107H8ZM207 108V107H206ZM214 108V107H213ZM246 108V107H245ZM203 109V108H202ZM202 109H200V110H202ZM218 109H220V108H218ZM220 109V110H221ZM239 109V110H238ZM238 109H235V110H238L239 112L241 111L242 112V110H240V108H238ZM246 109H249V111L251 110L250 108H249V105H248V108H246ZM21 110V111H22ZM157 110V109H156ZM169 109H167V111H168ZM213 110V109H212ZM230 110V109H229ZM10 111V110H9ZM20 111V112H21ZM198 111V110H197ZM227 111V110H226ZM234 111V110H233ZM150 112V114L148 115V113ZM188 112V111H187ZM248 112V111H247ZM182 113V112H181ZM190 113V112H189ZM212 113H215V112H212ZM97 114H99L98 116H97ZM175 114H176V112H175ZM227 114V113H226ZM186 115H188V114H186ZM87 116V117H86ZM125 116V117H124ZM173 116H174V114H173ZM23 117L21 118V119H23ZM151 117V116H150ZM169 117V116H168ZM180 117V116H179ZM185 117V116H184ZM89 118H90V116H89ZM88 118V119H89ZM238 118V117H237ZM133 119H131L132 121H133ZM151 119H152V117H151ZM172 119V118H171ZM170 119V120H171ZM181 119V118H180ZM184 119V118H183ZM203 119V118H202ZM15 120V119H14ZM130 120V121H131ZM164 120V119H163ZM168 120H169V118H168ZM175 121H176V119H174ZM192 120V119H191ZM19 120H18V122H20ZM88 121V120H87ZM91 120H89V123H91L90 122ZM129 121V120H128ZM136 121H134L135 123H136ZM159 121V120H158ZM173 121V120H172ZM174 121V122H175ZM205 121V120H204ZM93 122V121H92ZM124 122V121H123ZM133 122V123H134ZM162 122V121H161ZM208 122V121H207ZM12 123H14V122H12ZM126 123V122H125ZM124 123V124H125ZM172 123V122H171ZM120 124V125H119ZM128 124V123H127ZM136 124H138V123H136ZM163 124V123H162ZM167 124V123H166ZM186 124V123H185ZM188 124V123H187ZM186 124V125H187ZM90 125V124H89ZM88 125V126H89ZM97 125H98V123H97ZM97 125H93L94 127L95 126H97ZM102 125V124H101ZM103 125H107V124H103ZM119 125V126H118ZM170 125V124H169ZM172 125V124H171ZM176 125V124H175ZM93 126L91 125V129H95V128H93ZM100 126V125H99ZM131 126H133V125H131ZM136 126V125H135ZM140 126H141V124H140ZM146 126V125H145ZM164 126V125H163ZM207 126V125H206ZM84 127H86V126H84ZM109 127V126H108ZM107 127V128H108ZM112 127H110L111 128V130H114ZM122 127H124L123 126V124H122ZM121 127V128H122ZM126 127H127V125H126ZM138 127V126H137ZM153 127V126H152ZM167 127V126H166ZM185 127V126H184ZM97 128H99L98 126H97ZM106 128V129H107ZM130 128V127H129ZM128 128V129H129ZM209 128V127H208ZM238 128V127H237ZM79 129V128H78ZM82 129V128H81ZM87 129H88V127H87ZM90 129V128H89ZM90 129V130H91ZM102 129H103V126H102ZM109 129V128H108ZM243 129V128H242ZM70 130V129H69ZM75 130V129H74ZM84 130V129H83ZM97 130H100V129H97ZM110 130V129H109ZM117 129L115 128V131H116ZM144 130V129H143ZM169 130V129H168ZM210 130V129H209ZM89 131V130H88ZM95 131V130H94ZM119 131V130H118ZM117 131V132H118ZM124 131V130H123ZM125 131H126V128H125ZM128 131V130H127ZM126 131V132H127ZM68 132V131H67ZM66 132V133H67ZM190 132V131H189ZM77 133V132H76ZM101 133V132H100ZM111 133V132H110ZM153 133V132H152ZM156 133V132H155ZM191 133H192V131H191ZM115 134H116V132H115ZM171 134V133H170ZM79 135V134H78ZM150 136H151V134H149ZM159 135V134H158ZM172 135V134H171ZM178 134H173V136H171L172 138L173 137H175L176 139H177V137L178 138H182V136H180V134L177 136ZM69 136V135H68ZM132 136V135H131ZM244 136H245V134H244ZM115 137V136H114ZM258 137V136H257ZM117 139H118V137H116ZM124 138V137H123ZM134 138V137H133ZM147 138V137H146ZM155 138V137H154ZM185 138V137H184ZM212 138V137H211ZM68 139H69V137H68ZM88 139H89V137H88ZM94 138H91V140H93ZM132 139V138H131ZM167 139V138H166ZM169 140H170V137L168 138ZM167 139V140H168ZM240 139V138H239ZM245 139V138H244ZM256 139V138H255ZM70 140V139H69ZM90 140V141H91ZM95 140V139H94ZM97 140V139H96ZM100 140H101V138H100ZM104 140V139H103ZM173 140V139H172ZM241 140V139H240ZM89 141V140H88ZM98 142H99V140H97ZM114 141H115V139H113V140H111L110 141V143H109V145L107 144V145H103V146H107V147H109L110 148V146H111V144H113L114 143ZM117 141V140H116ZM115 141V142H116ZM131 141V140H130ZM180 141H181V139H180ZM249 141V140H248ZM255 141V140H254ZM95 142V141H94ZM93 142V143H94ZM102 142V141H101ZM108 142H109V140H108ZM209 142V140H207V143ZM88 143V142H87ZM92 143V144H93ZM97 143V142H96ZM95 143V144H96ZM126 143V142H125ZM132 143V142H131ZM193 143V142H192ZM77 144V143H76ZM82 144V143H81ZM90 144V143H89ZM106 144V143H105ZM137 145V144H136ZM188 145V144H187ZM189 145H193V146H195V143L194 144H191V142L189 143ZM219 145V144H218ZM74 146V145H73ZM83 146V145H82ZM117 146V145H116ZM121 146V145H120ZM140 146V145H139ZM151 146V145H150ZM163 146H164V144H163ZM175 146V145H174ZM245 146V145H244ZM101 147V146H100ZM107 147L105 148V149H107ZM112 147V146H111ZM179 147H180V145H179ZM108 148V149H109ZM113 148V147H112ZM118 148H120V147H118ZM139 148V147H138ZM165 148V147H164ZM189 148H190V146H189ZM193 148H196V147H193ZM205 148V147H204ZM208 148H209V146H208ZM134 149V148H133ZM151 149V148H150ZM154 149V148H153ZM181 149V148H180ZM186 149V148H185ZM191 149V148H190ZM198 149V148H197ZM206 149H207V147H206ZM212 149V148H211ZM76 150H77V148H76ZM81 150V149H80ZM113 150V149H112ZM136 150V149H135ZM155 150V149H154ZM158 151L160 150V149H157ZM156 150V154H157V151ZM162 150V149H161ZM192 150V149H191ZM79 151V150H78ZM82 151V150H81ZM153 151V150H152ZM163 151V150H162ZM162 151H160L159 152V154L157 155V156H162V158H163V152ZM174 151V150H173ZM181 151V150H180ZM194 151H195V149H194ZM193 151V152H194ZM205 149H204V151H202V152H200V154L199 153H197V154H194L195 156H193L192 157V159L191 158H189V159H191L190 161L187 159V160H185V159H183V158H179L180 160L178 161V164L180 165V167H181V163L183 164V166H184V164H185V166L186 165H188L189 166V168H187V170H186V168H185V174H183V176H186L188 179H192V181L194 180V178H196V179H198V178H200V177H203V176H205V177H209V174H210V172H212V171H214L213 170V168H212V164H211V168H204L203 166V161H205V160H203V161H201L203 158H206L205 157V155L207 154V152H206V154L205 155H203L202 153L204 152L205 153ZM209 151V150H208ZM212 151V150H211ZM215 153H216V155H218L220 152H221V154H222V152H223V149H221V148H218V149H215ZM80 152V151H79ZM124 152V151H123ZM135 152V151H134ZM178 152V151H177ZM127 153H128V151H127ZM130 153H131V150H130ZM139 153V152H138ZM142 153V152H141ZM153 153V152H152ZM190 153H192V152H190ZM212 153V152H211ZM214 153V152H213ZM43 154H45V156H49V158L48 157H46V158H48L47 160H46V158H45V156H43ZM134 154H136V153H134ZM133 154V155H134ZM149 154V153H148ZM167 154V153H166ZM193 154V153H192ZM108 155V154H107ZM112 155V154H111ZM117 155V154H116ZM122 155H123V153H122ZM208 155H211V157H212V154H210V151H209V153H208ZM207 155V156H208ZM230 155V154H229ZM231 155H233L232 153H231ZM250 155V154H249ZM42 156V158L44 157V159H45V161H47L48 162V160L51 158V160H49L50 162H49V166H48V164H47V166H48V168H47V166H46V170L45 171H49L50 172V168H51V170L53 169V170H58L59 171V173H61V175L59 174V176H61V177H63V180H64V178H65V181H66V183L67 184H65L64 185V183H61L60 181H58L57 179H56V181L54 180V178H53V176H50V177H47V181H46V183L49 185H51V186H45L44 185V183H42V184H38V183H35V179L32 181H27L26 183H23V182H25V181H16V182H14V181H12L13 182V184H12V182H11V185H3L1 182L3 181L2 180V178L4 177V176H8V177H11V176H15L16 174H19L20 175V173L22 174L24 171H28L29 172V170L31 169L32 171H34L36 174L35 175H38V176H40V179H42L41 178V176L43 177L44 175H46L47 173H45L42 169H43V167H42V169H41V167L40 168H36V167H39V166H37L36 164L38 163H36V161H38V159H40L41 160V158H39V157H41ZM76 156H78V157H76ZM144 156V155H143ZM142 156V157H143ZM148 156V155H147ZM167 156V155H166ZM165 156V153H164V157H166ZM169 156V155H168ZM200 156V157H199ZM238 156H240V155H238ZM69 157V158H68ZM141 157V156H140ZM141 157V158H142ZM146 157V156H145ZM154 157H155V155H154ZM153 157V158H154ZM171 157V156H170ZM203 157V158H202ZM85 158V157H84ZM152 158V159H153ZM157 158V157H156ZM161 157H160V160L162 159ZM202 158V159H201ZM209 159H210V157H208ZM88 159H90V158H88ZM106 159V158H105ZM145 159V161H146V158H144ZM147 159H149V158H147ZM201 159V160H200ZM230 159V160H229ZM238 159H239V157H238ZM249 159V158H248ZM140 160L141 159H139V162H140ZM201 161V164H200V161ZM212 160V159H211ZM210 160V161H211ZM222 160H223V162H222ZM235 160H237V158L234 156V157H228V156H219V161L220 162H222V163H225V164H227V163H230V162H236ZM83 161V162H82ZM89 161H91V160H89ZM92 161H93V159H92ZM107 161V160H106ZM128 161V160H127ZM158 161H159V158H158ZM157 161V162H158ZM215 161V160H214ZM40 162V161H39ZM104 162V161H103ZM141 162L143 163V159L141 160ZM151 162V161H150ZM153 162H155L154 160H153ZM156 162V163H157ZM212 162V161H211ZM216 162H217V160H216ZM44 163V164H45ZM83 163V164H82ZM102 163V162H101ZM105 163V162H104ZM145 163V162H144ZM205 163V162H204ZM259 163V162H258ZM45 164V165H46ZM138 164V163H137ZM208 164V163H207ZM206 164V165H207ZM215 164V163H214ZM221 164V163H220ZM219 164V165H220ZM38 165H39V163H38ZM43 165V164H42ZM44 165V166H45ZM133 165V164H132ZM157 165V164H156ZM217 165V164H216ZM219 165H218V167H219ZM137 166V165H136ZM140 166V165H139ZM210 166V165H209ZM85 167V166H84ZM129 167H133V166H129ZM148 167V166H147ZM154 167V166H153ZM225 167H227L226 165H225ZM224 167V168H225ZM238 167V166H237ZM134 168V167H133ZM182 169H183V167H181ZM131 169V168H130ZM142 169V168H141ZM218 169V168H217ZM216 169V170H217ZM152 170H154V169H152ZM58 171H56V172H58ZM128 171V170H127ZM132 171V170H131ZM139 171V170H138ZM143 171H145V170H143ZM187 171V172H186ZM218 171V170H217ZM235 171V170H234ZM55 172V173H56ZM141 172V171H140ZM154 172V171H153ZM30 173V172H29ZM139 173V172H138ZM147 173V172H146ZM178 173V172H177ZM27 174V173H26ZM179 174V173H178ZM24 174H22L21 176H23ZM34 175V174H33ZM52 175V174H51ZM57 175V174H56ZM55 175V176H56ZM148 175V174H147ZM173 175V174H172ZM177 175V174H176ZM210 175H212L213 176V174H210ZM26 176V175H25ZM32 176V175H31ZM58 176V177H59ZM167 176V175H166ZM24 177V176H23ZM126 177V176H125ZM143 177V176H142ZM158 177V176H157ZM5 178V177H4ZM3 178V179H4ZM21 178V177H20ZM43 178H45V177H43ZM97 178V177H96ZM151 178H153V176L152 175H148V176H145V177H143L142 178V183H139V182H137V184L136 185H133V186H131V187H126V186H124L125 184H123V186H121L122 184H120V186L121 187H119V188H115L118 192L117 193H119V192H121V193H123V196H124V199L122 200V204H123V206H125V207H131L132 208V210L133 209H135V211H136V209H138V208H144V206L146 205V204H149V205H151V202H156L158 199H159V197H158V199L156 198V199H154V200H150L149 201V198H148V201L147 200H145L144 198H145V196H147V194L145 193V191L143 192V190H145L148 186H146V184H148L149 183V181H150V179ZM173 178V177H172ZM181 178V177H180ZM183 178V177H182ZM6 179V178H5ZM99 179V178H98ZM259 179V178H258ZM2 180V181H1ZM38 180H39V178H38ZM139 180H141V179H139ZM151 180H153V179H151ZM202 180V179H201ZM37 181V180H36ZM101 181V180H100ZM198 181V180H197ZM206 181H208V179L206 180ZM4 182V181H3ZM196 182V181H195ZM200 182V181H199ZM35 183V184H34ZM125 183V182H124ZM144 183V184H143ZM177 183V182H176ZM10 184V183H9ZM111 184V183H110ZM142 184L143 185H145V186H143V188H141L142 187ZM203 184V183H202ZM205 185H206V183H204ZM117 185H119V184H117ZM175 185V184H174ZM204 185V186H205ZM106 186V185H105ZM104 186V188H106ZM113 186V185H112ZM128 186V185H127ZM140 188H139V187ZM172 186V184H169V186L167 187L168 189H170V191H171V189L172 188H174L173 186ZM115 187V186H114ZM138 187V188H137ZM108 188V187H107ZM112 188V187H111ZM165 188H166V186H165ZM101 189H103V187L101 188ZM115 189H113V191H115ZM142 192V193H145L146 195L144 196V198L143 199H141L140 197H139V199H134V195H140V191ZM154 190V189H153ZM159 190V189H158ZM95 191V192H94ZM97 191V192H96ZM110 191V190H109ZM108 191V192H109ZM163 191V190H162ZM111 193H112V191H110ZM164 192H169V190L168 191H164ZM172 192V191H171ZM101 193H103V194H101ZM114 193V192H113ZM116 193V194H117ZM126 193V194H125ZM161 193V192H160ZM109 194V193H108ZM108 194H107V196H108ZM125 194V195H124ZM156 194V193H155ZM142 195V194H141ZM162 195V194H161ZM163 195H165V194H163ZM119 196V195H118ZM123 196L121 195L120 197H122L123 198ZM132 196H134V197H132ZM103 197V196H102ZM105 197V196H104ZM112 197H113V195H112ZM6 198L8 199V201L9 202H5V200H6ZM103 199H106V198H103ZM111 199V198H110ZM114 199V198H113ZM121 199V198H120ZM203 199V198H202ZM13 200V201H12ZM70 200H72V202H69ZM116 201V200H115ZM119 201V200H118ZM88 202V201H87ZM90 202L92 203V205H94V203L95 202H92L91 200H90ZM113 202V201H112ZM115 203V202H114ZM120 204H121V201L119 202ZM90 204V203H89ZM96 204L99 206V204L96 202ZM24 205V209H25V207H27L28 208V211L26 210V212H23V210H22V208H21V210H20V207L21 206H23ZM108 205V204H107ZM119 205V204H118ZM153 205V204H152ZM151 205V206H152ZM76 206V207H77ZM79 207V206H78ZM77 207V208H78ZM94 207V206H93ZM19 209V210H18ZM75 209V211H76V208H74ZM106 209V208H105ZM1 210V209H0ZM74 212V211H73ZM72 212V213H73ZM115 212V211H114ZM22 213H24V214H22ZM42 213H44L43 215H42ZM98 213V212H97ZM30 216H32V217H30ZM71 216V215H70ZM57 217V216H56ZM104 217V216H103ZM77 218V217H76ZM96 218V217H95ZM39 219V218H38ZM65 219V218H64ZM1 223V224H2ZM33 223V222H32ZM52 223V222H51ZM54 223V222H53ZM2 224V225H3ZM37 224V223H36ZM46 224V223H45ZM1 225V226H2ZM61 225V224H60ZM0 226V227H1ZM3 226H5V225H3ZM13 227V226H12ZM29 227V226H28ZM57 228V227H56ZM16 229V228H15ZM56 236V235H55ZM3 262V261H2Z\"/></svg>", "mask_w": 264, "mask_h": 264}, {"label": "crops", "instance_id": "3", "mask_svg": "<svg viewBox=\"0 0 264 264\" xmlns=\"http://www.w3.org/2000/svg\"><path fill=\"white\" fill-rule=\"evenodd\" d=\"M220 208V217H224L231 229L237 231V246L247 252L249 264H264V196H237ZM215 212L216 209L213 214ZM213 234L217 235L215 231ZM193 239L197 241V249L189 252L188 259L180 242L171 240V245L160 237L156 242L143 241L138 248L125 245L103 254H98L96 248L78 251L67 243L20 247L6 256L3 264H130L131 259L139 260L138 264H150L152 261L155 264H204L206 259L212 258L215 247L211 246L216 238L204 243ZM174 244L178 247L174 248ZM106 254L109 255L103 257Z\"/></svg>", "mask_w": 264, "mask_h": 264}, {"label": "built area", "instance_id": "4", "mask_svg": "<svg viewBox=\"0 0 264 264\" xmlns=\"http://www.w3.org/2000/svg\"><path fill=\"white\" fill-rule=\"evenodd\" d=\"M222 231L225 239L223 250L218 252L217 261L213 264H249L247 252L237 246V231L232 230L226 221L222 223Z\"/></svg>", "mask_w": 264, "mask_h": 264}]
</instances>
